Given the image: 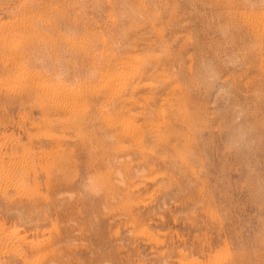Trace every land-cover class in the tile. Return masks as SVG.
<instances>
[{
    "label": "rangeland",
    "instance_id": "obj_1",
    "mask_svg": "<svg viewBox=\"0 0 264 264\" xmlns=\"http://www.w3.org/2000/svg\"><path fill=\"white\" fill-rule=\"evenodd\" d=\"M0 264H264V0H0Z\"/></svg>",
    "mask_w": 264,
    "mask_h": 264
},
{
    "label": "bare ground",
    "instance_id": "obj_2",
    "mask_svg": "<svg viewBox=\"0 0 264 264\" xmlns=\"http://www.w3.org/2000/svg\"><path fill=\"white\" fill-rule=\"evenodd\" d=\"M27 71H28V70H27ZM29 71H30V70H29ZM29 71H28V72H29ZM22 72H23V71H22ZM121 73H124V72H121ZM115 75H116V74H115ZM115 77H116V76H115ZM112 78H113V77H112ZM14 80H15V79H14ZM116 82H117V81H116ZM115 84H116V83H115ZM67 110H68V109H67ZM131 126H132V125H131ZM7 181H8V180H7Z\"/></svg>",
    "mask_w": 264,
    "mask_h": 264
}]
</instances>
